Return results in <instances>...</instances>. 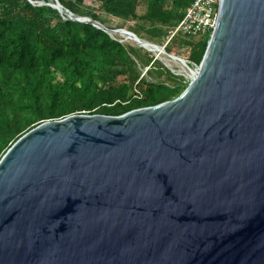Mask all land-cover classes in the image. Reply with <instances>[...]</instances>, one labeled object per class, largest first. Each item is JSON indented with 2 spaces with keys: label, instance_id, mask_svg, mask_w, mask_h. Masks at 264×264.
I'll return each mask as SVG.
<instances>
[{
  "label": "water",
  "instance_id": "1",
  "mask_svg": "<svg viewBox=\"0 0 264 264\" xmlns=\"http://www.w3.org/2000/svg\"><path fill=\"white\" fill-rule=\"evenodd\" d=\"M193 70L171 99L47 119L8 147L0 264H264V0H220Z\"/></svg>",
  "mask_w": 264,
  "mask_h": 264
},
{
  "label": "trees",
  "instance_id": "2",
  "mask_svg": "<svg viewBox=\"0 0 264 264\" xmlns=\"http://www.w3.org/2000/svg\"><path fill=\"white\" fill-rule=\"evenodd\" d=\"M33 1L0 0V157L44 120L76 112L119 115L181 92L170 84L183 78L154 54L145 49L138 54V47L92 22L108 28L105 16L139 19L141 23L127 29L139 28L146 40L160 41L191 0H91L96 6L86 0H58L80 19L60 13L50 0ZM202 36L206 38L192 42L191 36L175 34L164 48L172 53L176 47L174 55L198 64L207 44Z\"/></svg>",
  "mask_w": 264,
  "mask_h": 264
},
{
  "label": "rangeland",
  "instance_id": "3",
  "mask_svg": "<svg viewBox=\"0 0 264 264\" xmlns=\"http://www.w3.org/2000/svg\"><path fill=\"white\" fill-rule=\"evenodd\" d=\"M49 2L52 3V0H50ZM85 3L88 4V5L96 6V3H93L91 0H86ZM143 11H144L143 10V5H141L139 7V9H138V13L141 14V13H143ZM84 17L85 18H88L87 16H84ZM105 18L107 19V23L105 25L109 26L108 27L109 29H113V30H117L118 31V32H114L113 34H116L119 37H121L122 40L125 41L128 44V46H130L132 48H137L138 47L139 48L138 54L139 53L142 54V50L145 49V50H147V52H150V53L154 54V56H155V52L154 51H152V50H150V49H148L146 47L140 46L139 44H137L136 42H134V40L132 41V39L131 40L130 39H126L125 38V35L122 32H120V30H119L120 28L127 29L128 27L131 29L132 28L131 25H135L136 22L137 23H141V21L139 19L138 20H127V21H123V20H114V19L109 18L107 16H105ZM211 31H209L208 33L205 34L207 36V39H206L207 41L209 39V35H210ZM132 32L137 37L142 38V39H145V37L143 36V35H145L144 32L142 30H140L139 28L138 29L136 28V32H138V33L134 32V31H132ZM162 37H161L160 41L159 40L158 41L157 40H153V41H150V42L156 44L157 46H163V45H165V43H166V41H167V39H168L169 36H166V37L164 36L165 38L164 37L162 38ZM189 38H191V41L192 42H197V41H199L201 39H204L206 37L205 36H202V35H200V36L197 35V36H191ZM175 49H177V48L172 46V53L171 54L175 53ZM156 59H158L159 61H161L162 64H164L166 67H168L169 69H171L174 73H176L179 76H181L185 82H188V80L190 78V74L193 73V71H194L193 69L197 65L196 63L189 61L188 62V66L189 67H187L184 63H182V62H180V61H178L176 59H172V58L168 57L164 53H160L159 55H157ZM145 70L146 69L144 68L143 71H145ZM191 70H193V71H191ZM184 81L177 82L176 84H170V85H172L174 87H179L180 88V91H182L184 89V87L186 86L185 83H184Z\"/></svg>",
  "mask_w": 264,
  "mask_h": 264
},
{
  "label": "built area",
  "instance_id": "4",
  "mask_svg": "<svg viewBox=\"0 0 264 264\" xmlns=\"http://www.w3.org/2000/svg\"><path fill=\"white\" fill-rule=\"evenodd\" d=\"M219 2L220 0H191L182 19L170 31L167 41L179 33L186 36H200L211 31L216 24Z\"/></svg>",
  "mask_w": 264,
  "mask_h": 264
},
{
  "label": "bare ground",
  "instance_id": "5",
  "mask_svg": "<svg viewBox=\"0 0 264 264\" xmlns=\"http://www.w3.org/2000/svg\"><path fill=\"white\" fill-rule=\"evenodd\" d=\"M122 35V34H121ZM131 40V39H130ZM133 41V39H132ZM135 42V41H134ZM160 53H163L161 52L160 50H155V54L159 55ZM172 59H175V58H172ZM181 62V61H180ZM194 72V71H193ZM193 75V74H190V76Z\"/></svg>",
  "mask_w": 264,
  "mask_h": 264
}]
</instances>
